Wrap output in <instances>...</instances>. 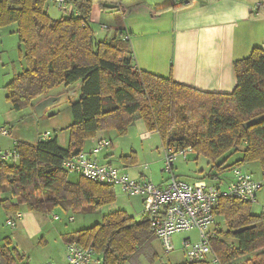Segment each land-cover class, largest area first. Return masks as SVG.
Instances as JSON below:
<instances>
[{
  "label": "trees",
  "instance_id": "16d2710c",
  "mask_svg": "<svg viewBox=\"0 0 264 264\" xmlns=\"http://www.w3.org/2000/svg\"><path fill=\"white\" fill-rule=\"evenodd\" d=\"M69 1L78 14L64 13L53 19L46 10L48 0H0V27L15 24L18 28V54L24 66L4 87L5 100L13 111L39 102L54 88L78 90V98L70 102L73 122L66 128L67 148L55 137L41 139L36 145L16 141L18 161L0 162V194L8 191L16 199L15 205L0 201L2 210L16 214L23 207L49 215L60 208L65 213H90L115 202L111 186L85 178L69 181L62 162L81 153L99 132L115 130L124 136L137 120L146 132L160 138L163 148L189 147L196 159L202 156L211 164L210 171L200 172L196 181H212L250 162L259 163L264 178L262 47L233 62L236 86L231 93H204L171 77L137 70L123 38L97 41L89 19L95 9H112L106 5L110 0ZM104 100L112 105L105 111ZM253 120L259 122L245 127ZM236 152L242 153L241 158L228 165L226 159ZM119 163L133 167L136 152L120 156ZM220 201L215 214L222 223L216 222L211 239L219 263L264 264V212L254 215L253 203L239 199ZM140 217H131L126 211L109 213L93 227L63 235V241L92 249L101 264H127L141 242L154 236L148 218ZM20 262L22 256L10 248L6 238L0 245V264Z\"/></svg>",
  "mask_w": 264,
  "mask_h": 264
},
{
  "label": "crops",
  "instance_id": "0c3cea01",
  "mask_svg": "<svg viewBox=\"0 0 264 264\" xmlns=\"http://www.w3.org/2000/svg\"><path fill=\"white\" fill-rule=\"evenodd\" d=\"M263 1L191 0L189 6H173L168 0H125L128 4L125 8L122 0H115L122 17V21L119 20L121 24L114 32H108V36L100 34L102 29L94 32L93 36L97 41L103 40L98 39L100 36H106V40L126 37V44L132 50L133 66L139 71L163 78L171 77L180 85H187L204 93H231L236 86L233 62L245 59L254 48L264 49ZM116 16L113 17L115 21L119 19ZM17 29L15 24L0 27V115L10 124L17 116H26L28 121L34 111L31 108L13 111L5 100L4 87L12 81L14 75L24 69L18 54ZM66 90L71 92L77 88ZM77 94L78 91L76 96ZM2 128L9 134H0V146L2 150L9 152L15 150L16 141L36 145L43 135L38 133L34 141H30L33 138H27V134L16 128L13 131L9 125H3L0 130ZM103 133L105 132H99L94 138L102 137L111 142L107 150L99 153L103 155V158L100 155V159L105 161L104 165H111V156L115 154L113 143ZM107 133L113 134L111 131ZM149 135L145 131L141 138ZM93 139L87 141L83 151L91 152ZM59 144L62 148H67L68 142L65 147ZM136 175L134 179L147 180L142 173ZM151 182L160 185L165 179L160 184ZM5 200L12 205L16 204V199L8 191L0 194V201ZM20 209L16 228L10 230L8 235L6 228L10 227L6 220L14 219V214L0 208V245L3 244V239L10 241V248L22 256V262L18 264H66V244L63 241L65 234L54 230L57 234V240L54 241L50 236L51 231L47 229L49 221L23 207ZM51 244H57V247L59 244L56 261L50 254Z\"/></svg>",
  "mask_w": 264,
  "mask_h": 264
},
{
  "label": "built area",
  "instance_id": "2783aa9c",
  "mask_svg": "<svg viewBox=\"0 0 264 264\" xmlns=\"http://www.w3.org/2000/svg\"><path fill=\"white\" fill-rule=\"evenodd\" d=\"M51 1L67 16L78 14L69 0ZM171 3L173 6H188L191 0H171ZM102 29H106L105 26ZM123 41L127 42L128 39L125 37ZM0 134L7 136L9 132L2 128ZM49 135L47 132L41 136V139L46 140ZM93 143L90 153L81 151L79 154L68 157L62 162V169L68 175L85 178L103 186H111L128 197H139L142 215L148 218L149 230L161 242L165 253L175 252L172 242L175 234L196 230L195 242L189 237L181 239V251L186 263L220 264L211 246L212 234L216 228L217 214L215 212L221 198L239 199L250 204L255 201L256 194L262 186L260 182L253 179L252 174L233 168L232 178L226 183L225 189L211 185L207 180L185 184L173 175L174 162L177 158L187 160L189 154L196 158V154L189 147L183 150L163 148L164 171L169 174V178L160 185H155L148 179H130L121 168H115L110 164H100L96 156L107 150L111 142L100 137L94 138ZM18 158L15 150L4 151L0 146V162L15 161ZM19 218L18 212L14 214V219L6 220V223L14 229ZM65 259L66 264H101L102 262L92 249H84L75 242L66 244Z\"/></svg>",
  "mask_w": 264,
  "mask_h": 264
},
{
  "label": "rangeland",
  "instance_id": "374dc122",
  "mask_svg": "<svg viewBox=\"0 0 264 264\" xmlns=\"http://www.w3.org/2000/svg\"><path fill=\"white\" fill-rule=\"evenodd\" d=\"M111 1V2H110ZM106 3L107 6L112 9H106L99 11L98 9L93 10L92 15L89 19V25L92 27L94 32H98L99 29H102L105 26L106 29H102L100 32L102 35L108 36V32H114V30L119 26L122 21L121 13H119V6L115 2V0H110ZM171 0H168V2ZM198 0H195V2ZM124 4L125 8L128 7L127 2L122 0L121 2ZM264 5V1L261 2ZM172 5V4H171ZM47 13L53 19H60L64 13H61L56 7L53 6L52 2L48 0L46 3ZM116 13L118 16H116ZM114 15L119 18H113ZM120 20V21H119ZM106 36H100L98 39L102 40ZM69 93L70 90H64L62 87L54 88L48 94L47 97H57L63 95V93ZM46 97V98H47ZM67 97V95H66ZM78 98V97H77ZM76 97L70 96L68 94V99H65L60 105L53 106V108L47 110L45 114L39 118L36 117L34 111L31 114L30 119L27 121V117H15V121L11 124L2 119L0 115V127L3 125L12 129V131L16 128L19 132L27 134V138H33L34 141L36 134L38 133H49V139H54V137L59 140V143L63 147L66 146V140L68 133L66 131L67 126L72 124L73 116H71V103L75 102ZM41 101V100H40ZM37 102V103H40ZM103 110L110 109L112 107L111 103L104 100ZM31 103V106L27 108H31L34 110L36 104ZM26 108V109H27ZM25 110V109H24ZM15 111V110H14ZM32 113V112H31ZM108 131L113 132L107 133ZM102 135L110 137L113 148H114V156H111V166L120 169L123 168L125 172L130 176V178L134 179L137 177V173H142L145 178L148 180H152L154 183L160 184V181L165 179V181L169 178V174L164 171L163 157L164 151L161 145V140L156 134H150L145 138H141V134L145 132L144 126L141 121L137 120L129 128L128 132L124 136H118L115 130H106ZM6 143V142H5ZM110 150V149H109ZM132 152H137L138 161L136 165L133 167H126L123 164L119 163L120 156L130 155ZM100 155L96 156V159L99 160L100 164H104L105 161L100 159ZM242 153L236 152L232 154L226 159L228 165L234 164L238 159L241 158ZM103 155H101V158ZM18 159L15 161H10L11 163H16ZM173 175L177 176L179 180L183 183H189L196 181L199 179L200 172L207 173L210 171L211 164L202 156L195 158L194 155L189 154L187 160L183 161L181 158H177L174 162ZM241 171L252 174L253 179L261 183V189L257 192L255 201L252 204L251 212L254 215L262 214L264 210V178L261 173L260 165L258 162H250L249 164H244L242 167H237ZM231 170L225 172L222 176L214 178L212 181H208L211 185H218L219 188H224L226 183L232 178ZM150 178V179H149ZM77 177L74 175L69 176V181L76 182ZM150 180V181H151ZM220 181V183H219ZM159 182V183H158ZM225 189V188H224ZM115 192V202L109 203V205H105L100 209L96 210V212H87V213H65L60 208L53 210L49 215H41L48 222L47 229L51 231V238L57 240V234L54 230H57L58 233L61 234H70L73 231L84 230L85 228L93 227L102 221V216L109 215V213H114L116 211H126L127 214L136 219H140L142 215V204L140 198L137 196L128 197L118 190L114 189ZM55 217H57V220ZM71 221H70V220ZM216 222L221 224L222 220L218 216L216 217ZM223 229H225L224 224L221 225ZM8 231V235L10 234V228H6ZM189 237L191 241L195 242L197 240V232L196 230H191L188 233L175 234L172 238V242L175 246V252L171 254L165 253L161 242L154 236H150L146 241H142L138 247V251L133 257L127 262V264H183L185 263V256L181 251V239ZM227 241L231 243V240ZM5 242V239L2 240V243ZM61 244V243H59ZM57 244H51V256L54 261H56V254H58Z\"/></svg>",
  "mask_w": 264,
  "mask_h": 264
},
{
  "label": "water",
  "instance_id": "95a60500",
  "mask_svg": "<svg viewBox=\"0 0 264 264\" xmlns=\"http://www.w3.org/2000/svg\"><path fill=\"white\" fill-rule=\"evenodd\" d=\"M77 91L78 90L69 92L70 96L72 95V97L73 96L75 97ZM69 93L67 92L61 96H57V97L52 96V97H47V98L42 99L40 103H37L36 106L34 107V112H35L36 117L40 119V117H42L47 110L53 108V106L60 105V103L65 101V99H68ZM256 122H259V120L250 121L248 122V124L245 125V127H248V125H251Z\"/></svg>",
  "mask_w": 264,
  "mask_h": 264
}]
</instances>
